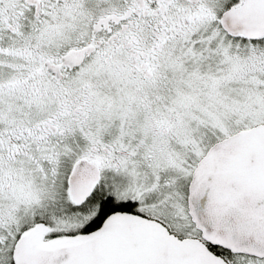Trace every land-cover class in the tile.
<instances>
[{
	"label": "snow or ice",
	"instance_id": "6c2138e0",
	"mask_svg": "<svg viewBox=\"0 0 264 264\" xmlns=\"http://www.w3.org/2000/svg\"><path fill=\"white\" fill-rule=\"evenodd\" d=\"M0 264H264V0H0Z\"/></svg>",
	"mask_w": 264,
	"mask_h": 264
}]
</instances>
